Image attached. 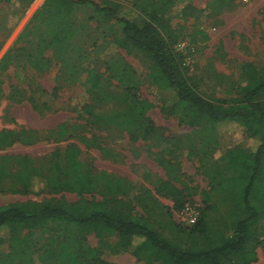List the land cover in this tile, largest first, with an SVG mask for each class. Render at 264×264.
<instances>
[{
  "label": "rangeland",
  "instance_id": "374dc122",
  "mask_svg": "<svg viewBox=\"0 0 264 264\" xmlns=\"http://www.w3.org/2000/svg\"><path fill=\"white\" fill-rule=\"evenodd\" d=\"M105 1L142 17L134 0ZM173 2L172 40L192 82L218 110L242 100L254 71H264V0ZM43 3L0 0V131L14 135L11 146L0 148L5 165L0 207L70 203L81 210L98 204L151 226L182 249L206 248L218 237L232 236L243 216V181L226 160L236 150H254V141L237 124L214 130L191 125L183 107L166 117L162 109L173 95L151 80L147 54L122 47L117 25L103 23L91 9L67 20L50 17L42 12ZM60 27L69 30V37L52 43ZM93 75L103 86L100 100L89 94ZM132 82L152 107L144 119L117 127L102 111L128 107L118 96L122 85ZM70 145L88 184L82 194L69 189ZM17 156L25 157L30 172L40 178L29 193L23 192L10 159ZM165 183L178 190L177 201L162 191ZM186 208L205 224L204 234L192 232ZM256 236L260 243L253 264H264V220ZM13 238L18 239L16 251ZM0 264L164 262L151 248L135 257L110 232L49 222L0 233Z\"/></svg>",
  "mask_w": 264,
  "mask_h": 264
},
{
  "label": "trees",
  "instance_id": "16d2710c",
  "mask_svg": "<svg viewBox=\"0 0 264 264\" xmlns=\"http://www.w3.org/2000/svg\"><path fill=\"white\" fill-rule=\"evenodd\" d=\"M19 4H30L34 0H6ZM173 0H134L133 7L142 15L127 13L123 7L105 0H44L42 12L50 17L67 20L75 18L87 9L94 11L105 24L118 26L121 45L125 49H136L147 54L152 61L150 78L164 92L173 95L171 105L162 109L170 117L183 107L189 116L185 120L194 126H209L213 130L226 124H237L243 128L255 143L254 150H236L227 158V166L240 171L238 180L243 181L241 190V209L243 216L236 222L233 235L229 238L218 237L206 248L196 246L182 249L172 241L162 237L151 226L122 214L113 213L100 205L86 206L81 210L72 204L48 205L39 203H9L0 207V233H13L35 223H62L80 228H92L112 233L121 243L132 248V254L139 257L151 248L164 264H253L257 261L255 249L260 243L256 236L257 228L264 220V71H254L244 97L240 101L219 109L210 99L200 93L189 77L182 57L174 47V33L169 17ZM38 15V14H37ZM36 17V16H34ZM69 37V30L60 27L51 37L52 43L61 44ZM89 94L100 100L99 91L103 90L98 75H93ZM130 82V81H129ZM124 88V89H123ZM122 94L128 107L102 111L115 126L124 125L137 119H144L152 104L141 100L138 86L129 83L122 85ZM1 100V90H0ZM126 116V120L125 117ZM14 135L0 131V148L12 145ZM16 162L17 178L24 193H29L35 180L40 179L30 172L25 157L10 158ZM68 171L72 174L69 189L82 194L88 190L85 178L80 174L74 146L66 152ZM8 159H3L6 162ZM0 164V172L4 168ZM162 191L177 201L179 192L168 183L161 186ZM195 234L206 230L202 220L191 226ZM18 239L13 238L11 247L17 250Z\"/></svg>",
  "mask_w": 264,
  "mask_h": 264
},
{
  "label": "built area",
  "instance_id": "2783aa9c",
  "mask_svg": "<svg viewBox=\"0 0 264 264\" xmlns=\"http://www.w3.org/2000/svg\"><path fill=\"white\" fill-rule=\"evenodd\" d=\"M186 219L188 220V223L193 225L197 221V214L196 212L191 208H186L185 210Z\"/></svg>",
  "mask_w": 264,
  "mask_h": 264
}]
</instances>
